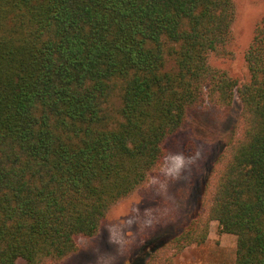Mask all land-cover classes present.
Instances as JSON below:
<instances>
[{
    "label": "trees",
    "instance_id": "obj_1",
    "mask_svg": "<svg viewBox=\"0 0 264 264\" xmlns=\"http://www.w3.org/2000/svg\"><path fill=\"white\" fill-rule=\"evenodd\" d=\"M234 0H0V264H55L143 187L203 101L240 103L196 216L147 264L236 237L264 264V13L231 74Z\"/></svg>",
    "mask_w": 264,
    "mask_h": 264
},
{
    "label": "rangeland",
    "instance_id": "obj_2",
    "mask_svg": "<svg viewBox=\"0 0 264 264\" xmlns=\"http://www.w3.org/2000/svg\"><path fill=\"white\" fill-rule=\"evenodd\" d=\"M231 74H247L244 51L264 13V0H234ZM240 103L219 107L209 101L189 111L179 131L165 142L163 166L131 196L114 205L98 234L80 237L78 251L55 264H147L157 245L178 234L199 211L208 173L237 130ZM236 237L210 223L207 239L173 256L175 264H234ZM16 264H25L18 259Z\"/></svg>",
    "mask_w": 264,
    "mask_h": 264
}]
</instances>
